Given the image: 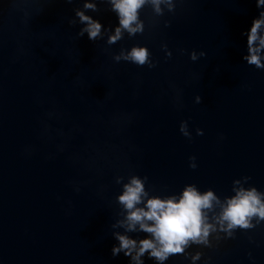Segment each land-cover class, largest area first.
I'll use <instances>...</instances> for the list:
<instances>
[{"label": "water", "instance_id": "obj_1", "mask_svg": "<svg viewBox=\"0 0 264 264\" xmlns=\"http://www.w3.org/2000/svg\"><path fill=\"white\" fill-rule=\"evenodd\" d=\"M82 7L0 0V264H130L112 255L117 176H147L160 196L195 184L223 198L245 176V187L264 192V69L242 58V33L264 9L255 0H178L174 13L154 17L145 7V32L108 45L107 36H77L83 25L69 21ZM109 7L86 14L114 29ZM134 45L156 67L113 60ZM193 50L206 56L192 61ZM213 243L186 251L202 253L195 264H264V221ZM164 264L193 261L177 254Z\"/></svg>", "mask_w": 264, "mask_h": 264}, {"label": "clouds", "instance_id": "obj_2", "mask_svg": "<svg viewBox=\"0 0 264 264\" xmlns=\"http://www.w3.org/2000/svg\"><path fill=\"white\" fill-rule=\"evenodd\" d=\"M71 3L72 0H67ZM178 0H83V7L75 10V17L69 24L83 25L77 33H85L90 41H98L107 36L108 45L121 41L125 33L129 38L145 32V22L140 18V11L150 7L154 17H162L165 12L174 13ZM258 9H264V0H255ZM98 4L109 5V10L116 14L118 25L105 28L98 19L86 14L88 11L99 12ZM169 24L165 21V27ZM247 37L246 53L242 58L250 66L264 69V10L253 18L250 29L242 33ZM167 57L172 53L167 45H162ZM184 50H181L183 52ZM192 61L206 56L204 51L190 54ZM117 63L130 62L148 68L156 67L152 54L146 46L134 45L130 49L121 48L113 56ZM200 95L195 96V103H202ZM181 134L191 139L188 122L181 121ZM197 135H203L202 129H196ZM189 167L195 169L196 157H189ZM250 177H242L232 182L231 196H221L208 189L200 191L195 184H187L180 193L166 196L151 194L146 188L147 176L129 174L117 176L115 183L122 186L116 197L119 206L117 219L111 224L112 236L118 244L112 248L115 257L123 253L130 258V264H144L142 259L147 254L157 264H164L171 256L182 254L191 257L193 264L202 253L194 255L186 251L192 245L207 248L214 247L222 239L234 238L237 229L249 230L264 221V192L255 186L245 185ZM79 191V188L76 189ZM255 221V223H253ZM116 229H122L119 231ZM132 233H144L145 238H132ZM223 234V235H221Z\"/></svg>", "mask_w": 264, "mask_h": 264}]
</instances>
